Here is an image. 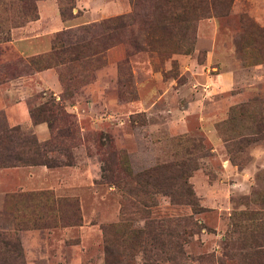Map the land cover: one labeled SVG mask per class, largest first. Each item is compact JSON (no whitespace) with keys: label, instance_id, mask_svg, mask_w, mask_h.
Instances as JSON below:
<instances>
[{"label":"rangeland","instance_id":"obj_1","mask_svg":"<svg viewBox=\"0 0 264 264\" xmlns=\"http://www.w3.org/2000/svg\"><path fill=\"white\" fill-rule=\"evenodd\" d=\"M52 2L61 19L57 1ZM72 2L65 12L78 16L73 23L86 21L87 32L81 25L64 34L58 30L54 41L66 33L72 41L94 37L100 33L99 21L131 10L129 0ZM42 13L55 20L48 9ZM207 18L212 17L201 19ZM237 19H219L213 36L203 30L198 38L197 20L187 53L142 50L125 57L122 45H114L87 67H60L65 79L71 77L65 88L71 95L57 101L63 107L76 105L73 112L64 107L74 134L52 137L60 148L46 153L47 166L0 167V264H171L169 249L151 240L135 243L132 229L143 228L145 218L123 209L127 199L135 201L125 189L132 185L130 173L188 153L196 156L188 181L201 210L193 213L154 193L149 217L189 214L195 222L177 232V264H245L242 254L264 243L258 238L264 232V153L258 151L264 141L234 151L233 164L216 125L234 136L264 114V38L250 26L243 33ZM12 23L1 24L9 29V38L17 27ZM211 37L216 45L208 56ZM1 44L0 77L1 66L15 59L13 49ZM188 45L183 42L181 48ZM94 65L98 67L92 69ZM221 72L232 74L233 85L211 93L208 80ZM40 93L27 102L34 106L42 101ZM49 98L45 91L44 99ZM37 109L42 106L32 110ZM211 124L221 142L218 149L206 135ZM19 129L30 135L29 129ZM74 209L77 218L72 220L68 215Z\"/></svg>","mask_w":264,"mask_h":264},{"label":"trees","instance_id":"obj_2","mask_svg":"<svg viewBox=\"0 0 264 264\" xmlns=\"http://www.w3.org/2000/svg\"><path fill=\"white\" fill-rule=\"evenodd\" d=\"M35 1L0 0V32H5L2 37L0 36V42H7L10 39L9 29H4L1 25L3 22L14 21L11 24L14 27L37 19ZM56 1L62 20L73 17L71 13L65 12L66 9L73 7V0ZM232 2L233 0H129L130 12L99 21L97 25L100 27V33L96 36L91 38L82 36L72 41L66 33L63 39L57 38L55 41L52 39L51 48L45 53L25 58L16 57L13 61L4 63L1 66L3 73L0 83L20 75L53 67L61 85V92L58 96V101H60L71 95V92H65L66 81L71 77L64 78L61 66L87 67L95 61H100L104 51L114 45H122L125 57L142 50H163L167 55L179 51L187 53L191 50L190 43L194 39L195 22L205 17L218 18L228 15ZM7 6L8 9H6ZM6 10L10 11L7 13ZM238 21L243 28V33L246 27L250 26L259 32L260 37L264 38V26L256 24L246 13H240ZM87 27L85 24L79 26L86 32ZM67 31L69 30L65 29L59 33L64 34ZM183 42H189V45L182 49ZM96 67L98 65H94L92 69ZM90 78L91 76L83 83H87ZM58 101L50 97L42 102V109H37L38 111L35 112L32 109L29 110L33 123L43 121L47 125L49 138L42 142L37 141L31 132L30 135L21 133L19 126H8L3 112L0 111V117L3 120V126L0 129V167L48 165L46 153L60 148V145L51 143L52 137H72L74 134L72 123L68 119L69 114ZM237 107L240 110L239 114L242 115L244 113L242 105ZM44 110L47 111L46 116L35 117L40 116L39 114ZM229 120L227 119L225 123ZM221 124H224V121ZM220 126V124L216 125L218 136L233 164H237L232 155L234 151L238 152L254 141H264V114L250 122L249 130L241 131L234 136L223 134ZM109 146L112 151L115 150L110 139ZM195 168L196 156L188 153L179 159L130 173L129 179L132 185L125 189V193L135 201L127 199L123 209H127L126 211L130 214H139L145 218L143 228L132 229L135 243L142 245L147 240L157 242L161 247H165V250L171 251L172 255L168 257V260L173 264H177L176 259L181 255V250H179L181 245L177 240L178 230L180 228L183 230L189 222L193 226L196 224L189 214L150 218L149 209L156 205L153 194L161 193L169 198V203L172 205L187 206L193 213L200 211L201 208L197 204L191 183L188 181ZM68 217L72 220L77 218L75 209ZM258 235V238L263 241L264 232ZM251 238L256 237L252 235ZM254 241L257 240L254 239ZM253 249L242 254L245 264H264V243L257 244Z\"/></svg>","mask_w":264,"mask_h":264},{"label":"crops","instance_id":"obj_3","mask_svg":"<svg viewBox=\"0 0 264 264\" xmlns=\"http://www.w3.org/2000/svg\"><path fill=\"white\" fill-rule=\"evenodd\" d=\"M38 17L35 20H30L21 26H17L11 29L10 39L4 42L13 49V56L16 57H29L40 53H45L50 50L53 33L58 30L70 29L79 25L86 24V21L72 22L78 19V16L71 17L69 19L61 20L57 16V9L54 7L52 0H41L36 2ZM48 9L55 19L53 22L47 20L48 18L42 13ZM247 13L252 16L254 20L260 25H264V0H233L228 15L218 18L200 19L196 23L197 38L203 30L209 31L208 33L214 35L218 29L219 19H226L229 15H233L237 19L239 13ZM238 22V19H237ZM3 45L0 42V46ZM214 37L210 38L209 50L207 55H213L215 46ZM4 48H0V57ZM207 84L210 86L208 90L211 93L223 92L230 89L233 85V76L230 72H221L211 77ZM45 91L49 92V97H53L58 100V96L61 92V85L58 81L57 72L53 67L41 69L31 74L20 75L8 79L0 83V111L3 112L6 123L8 126H19L24 129H29L39 142L45 141L49 138V130L47 125L43 121H37L33 123L29 116V110L35 106H40L44 99ZM36 92H41L38 95L42 101L32 106L27 101L30 96ZM66 111L73 112L76 109V105L69 104L64 106ZM207 137L217 149L221 146L213 125H210L207 131ZM258 151L264 153V148H259ZM222 165H227V160H222ZM35 165H30L33 167ZM18 167V166H17ZM12 167V168H17Z\"/></svg>","mask_w":264,"mask_h":264}]
</instances>
